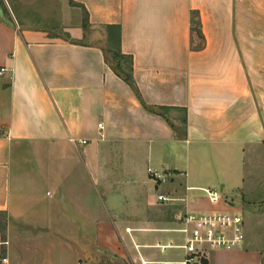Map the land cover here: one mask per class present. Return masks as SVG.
<instances>
[{"label":"crops","instance_id":"crops-1","mask_svg":"<svg viewBox=\"0 0 264 264\" xmlns=\"http://www.w3.org/2000/svg\"><path fill=\"white\" fill-rule=\"evenodd\" d=\"M63 1L61 36L0 0V264L179 263L185 215L236 212L242 247L206 264H264V0ZM107 26L141 102L82 43Z\"/></svg>","mask_w":264,"mask_h":264},{"label":"built area","instance_id":"built-area-1","mask_svg":"<svg viewBox=\"0 0 264 264\" xmlns=\"http://www.w3.org/2000/svg\"><path fill=\"white\" fill-rule=\"evenodd\" d=\"M5 70H0V74ZM81 144H85L82 142ZM149 176L159 183H165L170 175L149 170ZM208 201L216 205L220 200L217 191H204ZM159 201L166 200L158 196ZM243 216L241 213L187 214L181 220L176 232L183 236L179 245L169 248L183 252V259L174 264H202L210 254L218 250H235L244 243ZM5 260H3L4 262Z\"/></svg>","mask_w":264,"mask_h":264},{"label":"rangeland","instance_id":"rangeland-1","mask_svg":"<svg viewBox=\"0 0 264 264\" xmlns=\"http://www.w3.org/2000/svg\"><path fill=\"white\" fill-rule=\"evenodd\" d=\"M5 1V0H4ZM8 3H14L22 13H32V15L41 21V25H47L52 33L63 36L61 28L64 26H72L76 23L79 24V19L83 18L80 12L74 9H67V5L63 0H6ZM90 33L84 38V44H97L100 47H105L104 41L97 38L95 30L89 31ZM95 32V33H94ZM246 167L251 170L253 167L264 170V152L259 150L256 152L254 158H246ZM263 177V175H259ZM264 189V187H263ZM237 192L235 191L234 194ZM264 193V192H263ZM4 230V220L0 216V243L5 240L2 235ZM2 252H0V257Z\"/></svg>","mask_w":264,"mask_h":264},{"label":"trees","instance_id":"trees-1","mask_svg":"<svg viewBox=\"0 0 264 264\" xmlns=\"http://www.w3.org/2000/svg\"><path fill=\"white\" fill-rule=\"evenodd\" d=\"M2 5V14L4 16L9 17V12L6 8ZM11 12L13 16L15 17L16 21L18 22L19 26L21 27V23L19 22V18L17 16L16 11L11 7ZM82 28L85 30L88 28L87 24L85 23ZM103 31L105 33V47L102 48V53L104 55V60L108 64V66L111 68V70L118 76L122 81H124L130 89L134 92V94L138 97L139 101L141 102L138 92L136 90L133 77H132V62L129 58L125 57L121 54L120 51V44H121V34H120V28L119 27H113V26H107L103 28ZM194 32L198 36H200V32L198 30V25L195 23ZM142 104V103H141ZM144 109L147 110V108L142 104ZM156 112L157 114H160L163 110L157 109L152 110ZM206 261H203L202 264H206Z\"/></svg>","mask_w":264,"mask_h":264}]
</instances>
